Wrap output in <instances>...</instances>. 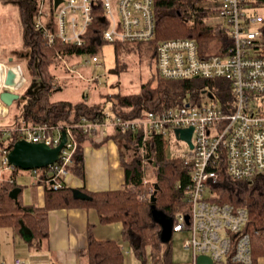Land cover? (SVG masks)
I'll list each match as a JSON object with an SVG mask.
<instances>
[{"label":"built area","instance_id":"obj_1","mask_svg":"<svg viewBox=\"0 0 264 264\" xmlns=\"http://www.w3.org/2000/svg\"><path fill=\"white\" fill-rule=\"evenodd\" d=\"M200 10L211 16V24L227 28L230 43L205 53L192 38L159 40L154 50L156 73L168 80L221 79L229 93L223 100L205 90L197 100L160 111L146 110L134 118H124L104 108L100 120L81 116L76 123L20 126L19 139L56 146L65 131L59 157L49 165L51 178L60 179L53 185L58 188L68 183L66 166L77 150L74 127L90 135L105 134L109 127L131 133L141 140L140 146L131 147L134 153L151 136L176 137V129L191 127L192 147L178 139L185 147L176 154L190 173L184 186L189 210L177 211L171 217V231L186 234L182 247L190 253L189 264H196L199 255L209 256L213 264H252L250 236L243 231L247 209L214 201L211 186L222 173L235 180H252L264 174V56L254 46L262 32L264 0H213L209 6L197 4L188 9V18H195ZM34 11L33 25L49 44L59 40L80 46L87 28L95 21L101 26L103 45L150 42L156 37L154 0H58L56 4L55 0H36ZM57 55L62 59V53ZM81 56L82 64H101L100 55ZM62 60L68 71L81 76L74 65L79 61ZM13 70L19 71L22 80L11 87L5 79L7 72ZM0 71L2 90L21 95L26 79L20 65L0 62ZM10 131L0 128L3 136ZM10 149L0 146V180L6 178L3 173L15 167L7 159ZM31 171L38 173L36 169ZM12 264H25V260L16 256Z\"/></svg>","mask_w":264,"mask_h":264},{"label":"trees","instance_id":"obj_2","mask_svg":"<svg viewBox=\"0 0 264 264\" xmlns=\"http://www.w3.org/2000/svg\"><path fill=\"white\" fill-rule=\"evenodd\" d=\"M185 1L154 0L156 37L151 41L154 46L159 40L176 37L194 39L202 52L207 51L210 42H213L215 51L230 43L225 26L209 25L199 17V13L193 19L185 18L187 14ZM1 3L12 5L17 9L22 27V46L27 50L26 60L31 76L28 87L34 81L36 85L30 92L27 87L21 96L13 99L8 105L10 116L9 123L6 125L11 131L7 136H3L0 132V146L12 148L13 143L19 139L20 126L34 124L57 126L62 123H76L81 116L100 120L104 109L103 104L106 102L111 112L124 118H134L146 110L160 111L181 105L185 101L197 100L205 90L212 91L220 100L229 94L224 89L225 83L221 79L168 80L156 74V80L153 82L152 79H148L143 82L138 93L117 92L113 96H107L108 99L104 97V103H89L82 99L76 102L52 100L53 94L63 87L59 82L54 84L52 80L54 75L50 70L52 64H57V51L67 57L83 54L99 55L103 45L99 22L95 21L87 28L84 42L80 46L62 43L59 40L49 44L33 25L36 0H0ZM199 12L201 15L207 14L204 10ZM260 30L261 36L254 46L257 53L264 56V19ZM120 43H115L116 51ZM73 133L76 135L78 145L66 169L84 179L81 144L85 139L89 138L92 141L93 138L92 134L83 133L79 128L74 127ZM110 137L120 148V162L124 170V182L121 188L88 191L82 187L80 190L87 197H75L73 188L66 183L54 188L53 185L60 179H52L49 166H44L36 168L44 187V204L42 207L26 208L19 203L18 199L15 200L10 196V191L17 187L15 173L21 170L15 166L10 175L0 182V227L18 228L21 222L25 223L33 235L31 246L38 248L48 237L47 213L49 210L71 207L93 209L101 223L120 224V241L112 238L97 239L89 231L87 246L81 251L84 263L124 264L121 242L128 244L137 258L145 262L147 231L155 229L157 236L161 232L160 224L152 216V208L161 210L171 217L177 211L189 210L184 189L185 184L190 180L189 169L183 165L179 156L169 155L166 148L167 138L151 136L144 140L137 153L127 157L125 149L140 146L141 140L131 133L118 132L115 128L103 139ZM145 162L153 164L155 180L152 182L144 179ZM211 191L214 194L212 197L214 201L228 202L247 209L248 220L243 231L250 236V255L252 264H256V256L264 255V174L252 180H235L226 173H222L211 186ZM152 259L151 264H173L169 248L158 257L152 253Z\"/></svg>","mask_w":264,"mask_h":264},{"label":"rangeland","instance_id":"obj_3","mask_svg":"<svg viewBox=\"0 0 264 264\" xmlns=\"http://www.w3.org/2000/svg\"><path fill=\"white\" fill-rule=\"evenodd\" d=\"M212 1L213 0H186L184 5L188 11V9L197 6V4L209 6ZM198 13L199 17L205 20L207 24L214 25L210 23V15L207 16L206 14L201 15V12ZM186 17H189L188 12L185 18ZM154 47L151 41L120 43L116 51L115 44H105L101 47L99 52L101 57V64L99 65H95L92 62L82 64L83 57L81 55L67 57L62 54V59H65L68 63L79 61L74 65L81 76H77L74 72L68 71L65 66H63V60L56 55L58 58L56 59L57 64H52L50 67L51 73L54 75L52 80L54 84L59 82L63 87L53 94L52 100H69L76 102L82 99L87 100L89 103L97 102L100 104L104 103L107 96H113L117 94V92L124 94H131V92L138 93L140 85L143 82L148 79H152L153 82L156 80V64L153 56ZM214 51L213 42H210L207 51L204 50L203 52L212 53ZM26 53L27 50L22 46V27L17 9L12 5H3L1 3L0 61L5 64L20 65L23 77L26 79L20 89L21 94H23L31 80ZM1 74L2 72L0 71V75ZM1 91L2 84H0V92ZM83 95L85 96L83 97ZM183 147H185V144L174 135L167 137L166 148L169 155H176L179 148ZM125 151L127 152V157H132L134 154L131 147H128ZM5 174L6 173H3L2 177H6ZM144 179L150 182L155 180L153 164L150 162H145L144 164ZM1 181L2 180H0V182ZM185 236L186 234L181 232H172L169 230L166 240L163 241L161 239V233L157 236L155 229H151V231H147L148 238L145 249V262L137 258L133 249L128 246V244L123 243L126 263L151 264L153 261L152 253L158 257L162 255L165 249L169 248L173 264H189L191 258L190 253L182 247Z\"/></svg>","mask_w":264,"mask_h":264},{"label":"crops","instance_id":"obj_4","mask_svg":"<svg viewBox=\"0 0 264 264\" xmlns=\"http://www.w3.org/2000/svg\"><path fill=\"white\" fill-rule=\"evenodd\" d=\"M1 80L0 76V84ZM108 105L106 102L104 108L106 109ZM9 116L8 105L2 103L0 128L7 127ZM112 130L113 128L109 127L105 134L96 132L91 136L92 141L88 138L82 142L84 179L69 171L66 177L67 184L73 189L80 190L84 187L88 191H103L122 187L124 170L120 162L119 145L111 137L103 139ZM9 173L6 172L5 175L8 176ZM15 182L20 188L17 199L23 207L43 206L44 187L38 173L31 170H18L15 173ZM98 218L95 210L83 207L49 210L47 213L48 237L38 248L31 246L33 235L25 223L23 225L29 229L27 234L20 231L21 224L18 228L0 227V264H12L16 256L22 257L25 264H85L81 251L87 246L89 231L97 239L112 238L120 241V224L101 223ZM125 259L124 254V264H127ZM255 261L256 264H264V255L256 256Z\"/></svg>","mask_w":264,"mask_h":264},{"label":"water","instance_id":"obj_5","mask_svg":"<svg viewBox=\"0 0 264 264\" xmlns=\"http://www.w3.org/2000/svg\"><path fill=\"white\" fill-rule=\"evenodd\" d=\"M58 0H55V4ZM13 79V74L11 71H8L6 74L5 84H11ZM36 85V82H32L28 87V92L32 90V88ZM19 95L16 92H11L9 90H2L0 92V100L9 105L11 101L15 98H18ZM192 128L186 129H176L175 135L177 139L185 140L190 147H192L191 143V133ZM66 133L63 130L61 133V139L56 146H49L43 142H31L26 139H18L13 143L12 148L7 153L8 161L21 169H36L44 166H49L53 164L59 157V152L64 142L66 140ZM20 188L15 187L10 191V196L15 200L17 199V194ZM73 193L75 197L86 198L87 196L78 189H73ZM152 216L155 221L160 224L161 227V239L163 241L166 240V236L168 231L171 230L172 218L171 216L166 215L161 210L156 208H152ZM185 219L188 222L189 216L185 215ZM20 231L23 234L29 233V229L23 225L21 222ZM196 264H213L211 258L207 255H199L196 256Z\"/></svg>","mask_w":264,"mask_h":264},{"label":"bare ground","instance_id":"obj_6","mask_svg":"<svg viewBox=\"0 0 264 264\" xmlns=\"http://www.w3.org/2000/svg\"><path fill=\"white\" fill-rule=\"evenodd\" d=\"M12 74H13L14 80L12 84H9L11 87L15 86V84H18L22 80L18 70L17 71L13 70ZM0 76L2 77V74ZM1 84H2V80H1Z\"/></svg>","mask_w":264,"mask_h":264}]
</instances>
